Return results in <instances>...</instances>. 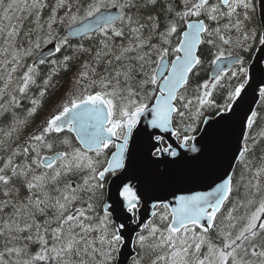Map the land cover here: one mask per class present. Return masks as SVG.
<instances>
[{"label":"snow or ice","instance_id":"obj_1","mask_svg":"<svg viewBox=\"0 0 264 264\" xmlns=\"http://www.w3.org/2000/svg\"><path fill=\"white\" fill-rule=\"evenodd\" d=\"M0 264H264V0H0Z\"/></svg>","mask_w":264,"mask_h":264},{"label":"water","instance_id":"obj_2","mask_svg":"<svg viewBox=\"0 0 264 264\" xmlns=\"http://www.w3.org/2000/svg\"><path fill=\"white\" fill-rule=\"evenodd\" d=\"M232 139V130L228 126H221L209 144V155L200 161L185 160L172 170L173 180L170 187L200 188L209 178H213L221 170L216 158L221 157ZM189 156L194 154H187ZM210 156L213 158L210 161ZM142 162L138 161V171ZM135 183V181H133Z\"/></svg>","mask_w":264,"mask_h":264}]
</instances>
